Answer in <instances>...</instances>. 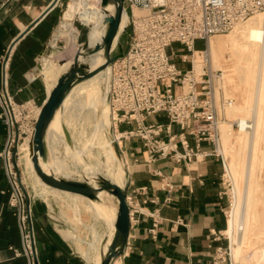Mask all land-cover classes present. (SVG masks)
Wrapping results in <instances>:
<instances>
[{"label": "crops", "instance_id": "1", "mask_svg": "<svg viewBox=\"0 0 264 264\" xmlns=\"http://www.w3.org/2000/svg\"><path fill=\"white\" fill-rule=\"evenodd\" d=\"M53 1L8 0L0 7V91L7 90L17 102L31 101L39 109L57 81L53 72L43 75V60L57 59L63 49V2L57 0L49 9ZM76 28L78 41L84 27ZM152 119L169 122L165 113L152 115ZM171 128L175 134L180 132L176 123ZM7 133L8 127L0 118V264H29L26 255H16L14 250L21 247V233L16 210L10 204L12 188L2 155ZM188 138L195 144L191 136ZM202 146L211 147L206 141ZM121 148L123 188L135 208L126 246L116 258L119 264H213L219 247L229 245L225 233L229 199L221 159L199 157L187 163L158 159L148 163L137 136L122 138ZM157 169L165 179L155 173ZM165 182L169 185L164 186ZM60 195L70 197L79 207V199ZM32 211L37 264H91L69 238L67 232L76 229L61 217L60 206L54 216L43 199L32 202Z\"/></svg>", "mask_w": 264, "mask_h": 264}, {"label": "built area", "instance_id": "2", "mask_svg": "<svg viewBox=\"0 0 264 264\" xmlns=\"http://www.w3.org/2000/svg\"><path fill=\"white\" fill-rule=\"evenodd\" d=\"M6 1L0 0V7ZM124 5L128 45L124 56L107 71L112 75L105 99L111 130L115 136L121 130L124 139L140 137L148 163L158 159L187 163L199 157H219L225 173L228 164L219 151L220 123L234 100L217 95L221 72L211 65L209 39L264 12V0H125ZM135 8L144 12L136 14ZM197 40L205 41V46L196 48ZM197 55L204 61L201 70L195 67ZM175 58L190 66L179 67ZM0 105V118L8 127L2 153L4 169L21 233V247L14 250L16 255H26L29 264H37L32 200L21 177L18 147L24 135L33 132L40 109L31 101L17 102L7 90L0 91ZM159 113H165L169 122L152 119ZM172 123L179 125V133L172 132ZM232 127L238 131L250 129L252 121L234 119ZM115 140L122 155L121 139ZM203 141L211 147L203 148ZM155 173L165 179L160 169ZM126 200L131 215L135 206L130 196L126 195ZM213 264H233L230 245L219 247Z\"/></svg>", "mask_w": 264, "mask_h": 264}, {"label": "bare ground", "instance_id": "3", "mask_svg": "<svg viewBox=\"0 0 264 264\" xmlns=\"http://www.w3.org/2000/svg\"><path fill=\"white\" fill-rule=\"evenodd\" d=\"M80 4V0H72L68 5V8L64 11V14H62L63 19L61 21L60 35L63 34L69 42H76L77 28L73 25L72 19L74 18V15L78 13L83 23L86 25L92 24L91 33L87 43L89 47H95L102 43V38L106 29V11H114V4L110 3L106 8H101L100 5L85 4L81 11L78 9ZM143 12V10L135 8L136 14ZM127 23L128 13L124 10L119 32L114 40L113 46H115L117 41L120 40L118 35L127 27ZM96 29H100V31L94 33V30ZM101 47L90 55H81V60L86 62L91 68L97 67L104 60ZM227 47L238 52L239 55L246 60V67L249 66L251 68L249 69L250 71L247 79L250 81V85H253V97L243 106H235L232 104L244 113V115H240L236 117V119H251L252 127L250 129L239 131L237 142L240 149L236 151L238 156L237 158L235 157L232 159L227 168V173L232 176L234 187H237L238 192L235 189L233 208L229 213L226 232L231 245V255L234 260L233 264H251L253 261H255L256 264H264V242L260 246L253 248L250 252L249 258L243 256L244 246L250 241L248 228L250 226L253 228L258 226L255 221L259 214V210L256 207L257 193L260 190V183L255 176L257 162L255 149L257 144L264 139V12H259L251 16L249 21L245 24H242V22L237 23L229 39L221 38L219 36L210 39L208 54L210 55L214 68L217 67L216 65H218V62L223 59V53ZM82 50H84L83 47ZM67 57H69V55ZM200 57L201 56H197L195 58V67L197 70H201V67L204 64L203 59ZM49 61L50 60H48L46 64L44 63L43 69L49 65ZM67 67L68 65L65 66V68ZM109 69L110 66H107L105 69L100 70L90 78L76 84L65 98L62 108L57 110L55 117L51 121L47 130L49 160L44 162L40 158V163L45 170H52L55 174L71 176L74 172L70 173L68 170V163H66L67 155L73 160L76 159V155H79L82 161V174L84 177L88 178L89 181L96 182V178L99 175H102L121 187L124 186L125 168L118 158L112 141H109L108 137L104 134V127L108 123V109L107 106H105V99L112 76L111 74L109 76L107 73ZM54 79H56V77ZM101 81H103L102 108L99 107L101 99ZM75 93L78 94L75 95ZM232 105L229 108H232ZM101 112L102 117L100 116ZM62 121H64L67 126L71 127L70 131L73 138L72 144H69L66 141L61 125ZM224 123L225 122L222 123V126L224 125L222 132L223 140H221L222 143H224L222 151L233 152L235 151L233 150L234 141H230L231 139L229 137H225L231 136L233 130L231 126H226ZM72 124H77L83 127V130H80V135L77 136L79 138L78 142L72 130ZM87 128L90 130L89 135L90 133L92 136L97 135L96 141L92 142V140H88L87 145H98L103 152L102 160L98 164L86 161L85 154L87 155V153H89L88 147V150L85 149L83 152V150L75 145H82L84 140L88 139ZM32 133L33 132H31L30 137ZM62 135H64V138H62ZM122 135L121 130L118 131V134L116 132V137L122 139ZM92 136H90V138ZM29 139L21 145V148L25 150L27 164L31 168L33 179L37 183L36 186L33 185L32 196L34 198L36 196L42 198L45 197V193L47 195H60L61 193H65L73 198L89 201L91 208L96 211L97 215L106 223L107 228L103 232H99L98 230L93 232L91 230L93 238L88 242V248L83 252L84 256L89 262H91V264H99L102 252L107 250L108 244L110 243L115 230L114 222L118 209L117 197L104 190L99 193L100 200H92L78 193H71L50 187L41 180L33 167L29 155ZM57 143H63L66 149L64 148L65 150L60 152ZM240 152L241 157L239 156ZM75 168L76 170H79L77 166H75ZM234 175L236 176V180H234ZM41 187L45 190L41 189ZM50 201L51 200H49V202ZM49 205L51 209L50 212L55 215L56 207H54V204L51 202ZM113 263L119 264L118 259H115Z\"/></svg>", "mask_w": 264, "mask_h": 264}, {"label": "rangeland", "instance_id": "4", "mask_svg": "<svg viewBox=\"0 0 264 264\" xmlns=\"http://www.w3.org/2000/svg\"><path fill=\"white\" fill-rule=\"evenodd\" d=\"M80 1H81V4L78 7V9L80 11L83 10L85 4L98 5V6L100 5V7H101V0H80ZM62 2H63L62 6H61L62 7V14H64V11L68 8V5L70 4V2H72V0H62ZM76 14L74 15V18L72 19V23L76 27L77 26L82 27V25H83L82 20L80 19L78 13H76ZM248 21H249V18L242 21V24H245ZM83 27L84 28L81 32L82 34L80 36V39L78 41L76 40V43H71V44L69 43L68 44L66 37L62 34L63 41L61 42V47L63 49L61 48L62 50L58 54L57 59L45 57V59L43 60V66H44V63L46 64V62L48 60L51 61V64L49 66H46L45 69H43V75L44 76L47 75L48 73H51V72L54 73V71L56 70L55 73L53 74V78H55V77L58 78V76L68 68V67L65 68V66L70 65V63L72 61L71 59L73 58L75 52L81 46V45H78V43L82 44V42H84L86 40L88 34L91 33L92 24L83 25ZM233 29L230 30L229 32H226V33L212 35L210 37V39L217 37V36H219L221 38L229 39L233 33ZM99 31H100V29H96V30H94V33H98ZM118 37L122 43V46L125 49L127 44H128V30L124 31L123 33H120L118 35ZM210 39H209V41H210ZM204 46H205V41H203V40H197L195 42L196 48H203ZM180 49H181V51L185 50V48H183V47H181ZM68 55H69V57H67ZM81 57L82 56H80V59H81ZM200 58H202V57H200ZM175 60H178V59L175 58ZM178 65L183 66V67L190 66L188 63H184L181 61H178ZM211 65L214 67L212 62H211ZM246 65H247L246 60L243 59L239 55L238 52H236L235 50H232L230 47H227L225 49V52L223 53V59H221L218 62V65H216L217 67H215V69L220 70L221 76H222V77H220V79L216 83L217 95L218 96H220V95L226 96L227 95L226 97H232V99L234 100L233 104L235 106H237V105L243 106L247 103V101L249 99H252V97H253V92H252L253 91V85H250V81L247 79L249 71H250L249 69H251V68L249 66L246 67ZM102 82L103 81H101V99L99 102L100 108H102V97H103V95H102L103 94ZM105 106H107V109H108V105L106 104ZM235 106L232 105V108L227 107L224 111L223 119L221 120V123H220V128H222L221 129V140H223L222 139V132H223V127H224V125L222 126V123L225 122L224 124L226 126L229 125L232 127V122L234 121V119H236V117H238L240 115H244V113L241 112V110ZM100 116L102 117V112H101ZM109 118H110V115H109V109H108V114H107V120H108L107 122L108 123L105 125L104 134L108 137L109 141H112V143L115 147L116 153L118 155V158L124 166L125 161H124L123 156L121 155V153L119 151V146L115 140L116 139L115 133L110 128L111 126H110ZM70 128L71 127H69V129ZM72 130H73V132L76 136V140L78 142L79 138L77 136L80 135V130H83V127H81L80 125H77V124H72ZM232 130H233V132H232L231 136H225V137H229L231 139L230 141H234L233 150H235V151H233V152L222 151L223 146H224V143H222V141H221L220 150H219L220 153L224 156L227 164H230L233 158H235V157L237 158L238 154L236 151L240 149L239 144L237 142L238 136H239V131L237 128H233V127H232ZM86 131L89 132L90 131L89 128H87ZM29 134L30 133L28 132L26 135H24V137H23V139H21L20 145L18 147V154H19V159H20L19 165L22 168L21 177H22L23 182L26 186V190L28 191L32 202H37V201L39 202V201H42L44 199L47 203L49 202V200H51L50 202L52 204H54V207L59 208V206H60L61 215H62L61 217H63L65 219V221L70 223V225H73L74 228L76 229L75 231H73L71 229V231H68L67 234H68L69 238L72 239L74 246L78 249V251L80 253L83 254L84 250L88 248V242L90 240H92V238H93V235L91 234V230L93 232L95 230H98L99 232H103L106 230L107 225L97 215V212L91 208L90 204L86 203L85 200H80V199L77 200V203L79 206V207H77L74 204L75 202L70 197H64L62 195H53V194L47 195L45 193L44 194L45 197H42V198L40 196H36L35 198L32 196L33 188H34V186H36L37 183L33 179V173L31 171V168L27 164V158L25 157V150L21 148V145L23 143H25L27 141V139H29ZM117 134H118V132H117ZM62 138H63V135H62ZM96 139H97V135H93L90 139H89V137H88V139H85L84 142L82 143V145H78V147L81 150H83V152L85 149L88 150V148H89L88 152L90 154L89 153H87V155L85 153L84 154H85L86 161H89V162L91 161V163H93V164H96V163L98 164L102 160V157H103L102 149L100 147H98V145L97 146L96 145L95 146L87 145L88 140H90V141L92 140V142H93V141H96ZM57 145H58V148L60 149V152L66 149V147H65V145H63V143H57ZM90 148H91V150H90ZM255 153H256V157H257V162H256V167H255V176L258 178V181L260 183V190L257 193V207H256L259 210V214L257 215L256 221H255V222H257L258 226L256 228H253L252 226H250L248 228L250 241L248 244H246L244 246V251H243V256L247 257V258H249L250 252L253 250V248L260 246L264 242L263 241L264 240V139L261 140L257 144L256 149H255ZM243 154H244V151H243ZM239 156L241 157V152H240ZM69 157L70 156L67 155L66 163H68L67 166H68L69 172L70 173L74 172V173H72L71 176L74 175V177L83 179L84 177H83L82 170H81V164H82L81 163L82 162L81 157L79 155H76L75 160H73L71 157L70 158ZM75 166H77L79 168V170H76ZM234 177H235L234 180H236L235 175H234ZM224 186H225V191L227 192V196L229 199V204L227 207V217H229L230 210L233 208V201L235 198L234 197L235 196V189L237 192H238V190H237L236 186L234 187L232 176L227 173V169L225 170V173H224ZM41 189L45 190L43 187H41ZM50 202L48 203V205L50 204ZM57 202L60 204L59 206L55 205ZM111 202H112V200H111ZM76 208H77V210H76ZM49 209H50V205H49ZM54 216H56V214ZM253 223H254V220H253ZM225 233L227 235L226 231H225ZM227 241H228V244L230 245L229 239ZM230 247H231V245H230ZM232 260H233V257H232ZM254 262L255 261H253L251 264H254ZM255 264H256V262H255ZM261 264H263V263H261Z\"/></svg>", "mask_w": 264, "mask_h": 264}, {"label": "water", "instance_id": "5", "mask_svg": "<svg viewBox=\"0 0 264 264\" xmlns=\"http://www.w3.org/2000/svg\"><path fill=\"white\" fill-rule=\"evenodd\" d=\"M124 1L125 0H101L102 8H106L110 3L114 4V11H106V29L102 38V43L95 47H89L87 43L88 36L86 40L82 42L81 46L75 52L68 68L58 76L56 83L51 87L47 99L39 111L33 133L28 141L29 155L33 167L41 180L50 187L71 193H78L92 200H100L99 193L104 190L117 197L118 209L114 222L115 230L107 250L102 252L99 264H112V262L123 253L126 246L130 229V210L126 200L125 189L102 175L96 178V182H91L84 176L83 179H80L74 176L55 174L52 170L47 171L42 167L40 158L44 162L49 160L47 130L57 110L62 108L65 98L74 86L90 78L100 70L105 69L107 66H110L117 59L124 56L127 46L124 49L120 40L113 46L125 10ZM56 2L57 0H54L49 6V9L52 8ZM124 31H127V27L123 32ZM82 47L84 50L81 49ZM100 47L103 50L104 60L97 67L91 68L86 62L80 59L81 55H90L99 50ZM61 125L66 141L72 144L73 138L70 129L64 121L61 122Z\"/></svg>", "mask_w": 264, "mask_h": 264}]
</instances>
